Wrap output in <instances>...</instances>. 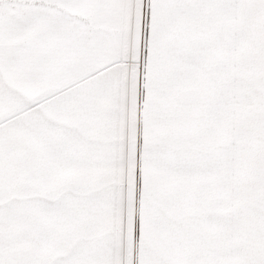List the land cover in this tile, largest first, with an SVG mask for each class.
I'll return each mask as SVG.
<instances>
[{"label":"snow or ice","instance_id":"obj_1","mask_svg":"<svg viewBox=\"0 0 264 264\" xmlns=\"http://www.w3.org/2000/svg\"><path fill=\"white\" fill-rule=\"evenodd\" d=\"M0 264H264V0H0Z\"/></svg>","mask_w":264,"mask_h":264}]
</instances>
